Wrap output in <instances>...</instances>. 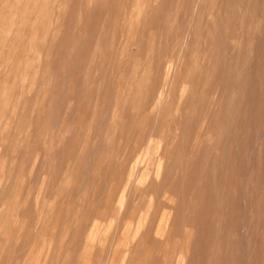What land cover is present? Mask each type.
Returning a JSON list of instances; mask_svg holds the SVG:
<instances>
[{
	"label": "rangeland",
	"instance_id": "374dc122",
	"mask_svg": "<svg viewBox=\"0 0 264 264\" xmlns=\"http://www.w3.org/2000/svg\"><path fill=\"white\" fill-rule=\"evenodd\" d=\"M0 264H264V0H0Z\"/></svg>",
	"mask_w": 264,
	"mask_h": 264
}]
</instances>
